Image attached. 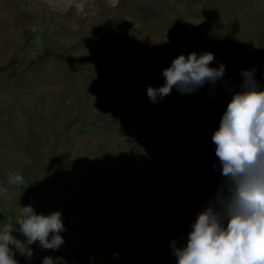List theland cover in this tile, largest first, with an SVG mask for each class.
Returning a JSON list of instances; mask_svg holds the SVG:
<instances>
[{
  "label": "rangeland",
  "instance_id": "rangeland-1",
  "mask_svg": "<svg viewBox=\"0 0 264 264\" xmlns=\"http://www.w3.org/2000/svg\"><path fill=\"white\" fill-rule=\"evenodd\" d=\"M194 51L224 78L151 103L147 87ZM249 69L264 86V0H0V227L26 204L65 225L58 250L12 247L17 264H175L170 242L218 188L211 136Z\"/></svg>",
  "mask_w": 264,
  "mask_h": 264
},
{
  "label": "clouds",
  "instance_id": "clouds-1",
  "mask_svg": "<svg viewBox=\"0 0 264 264\" xmlns=\"http://www.w3.org/2000/svg\"><path fill=\"white\" fill-rule=\"evenodd\" d=\"M210 51L176 56L161 76L163 84L148 86L147 97L157 103L173 88L192 94L205 85L215 87L226 73ZM240 91L231 99L213 131V167L221 180L215 194L196 213L186 236L178 245L170 242L175 264H264V86L256 81L252 69L243 70ZM7 183H25L20 172L9 171ZM6 188L0 186V194ZM19 232L25 240L17 239ZM62 213H38L32 204L20 205L15 225L0 227V264H17L12 247L31 256L28 247L38 243L42 249L58 250L64 244ZM23 248V251H21ZM42 264H68L62 257L45 256Z\"/></svg>",
  "mask_w": 264,
  "mask_h": 264
}]
</instances>
